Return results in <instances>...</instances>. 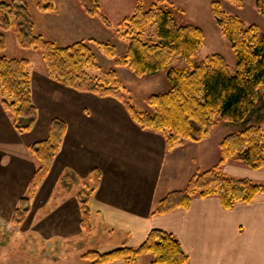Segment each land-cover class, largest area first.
<instances>
[{
	"label": "trees",
	"instance_id": "obj_1",
	"mask_svg": "<svg viewBox=\"0 0 264 264\" xmlns=\"http://www.w3.org/2000/svg\"><path fill=\"white\" fill-rule=\"evenodd\" d=\"M43 0V9H54L52 2ZM242 3L240 0H231ZM84 11L99 15L97 0H80ZM212 13L223 34L231 43L238 63L235 72L230 70L224 56H208L199 65L189 69L170 68L168 92L153 94L148 98L150 110L138 111L119 87L118 73L105 70L97 62L93 48L85 41L67 46L35 34L34 22L23 0L5 3L0 0V27L15 28L22 47H38L42 51L49 76L65 87L100 97H114L125 103L133 121L144 130L161 132L168 150L184 141L201 142L217 124V116L227 122L246 121L260 98L264 100V32L256 25H248L240 17L228 15L219 1L212 2ZM256 6L264 16V0H256ZM128 50L120 66H127L136 76L157 74L167 68L174 57L191 63L202 46L204 31L193 25H179L173 9L155 4L145 10L139 6L133 17L125 21ZM155 25L157 41L145 40L146 30ZM110 58L117 57L111 44L97 43ZM6 48L4 34L0 33V51ZM28 60L8 59L0 56V91L9 99L2 100L3 107L14 118V128L24 133L33 129L38 121V109L33 102L32 80ZM67 123L59 118L52 121L49 136L31 146L40 162L34 174L29 196L21 199L13 221L19 225L30 210L31 200L38 187L49 174L52 164L67 133ZM222 157L214 168L196 174L183 190L173 191L162 199L152 213L164 215L179 209H188L195 196H218L225 210L238 203H251L264 193V184L248 178L226 174L223 166L236 157L252 169L264 168V132L260 127L250 126L230 134L221 143ZM93 183L82 190L78 199L81 206L83 229L91 231L90 199L97 191L101 172L93 169ZM151 254L153 264H190L179 239L166 231L153 229L146 240L136 248L121 247L108 252L91 251L84 255L91 264H110L122 261L137 264L138 259Z\"/></svg>",
	"mask_w": 264,
	"mask_h": 264
},
{
	"label": "rangeland",
	"instance_id": "obj_2",
	"mask_svg": "<svg viewBox=\"0 0 264 264\" xmlns=\"http://www.w3.org/2000/svg\"><path fill=\"white\" fill-rule=\"evenodd\" d=\"M1 1L11 3L14 0ZM42 1L23 0L34 22L35 34L43 36L44 39L54 42L57 46H67L77 41L90 43L98 64L105 70L117 71L119 87L140 112L150 110L148 98L151 95L165 93L171 89L168 72L172 67L190 70L192 66L199 65L208 56L220 54L227 60L230 70L236 71L237 57L230 41L223 34L212 13L211 4L214 0H97L100 10L99 15L96 16L87 14L82 9L80 0H47L46 2L53 3L54 9L41 8ZM215 1L221 3L223 11L228 15L240 17L248 25H256L264 32V16L258 11L256 0H240L242 3L238 4L231 0ZM155 4L171 7L179 25H193L201 28L205 39L191 63L174 57L169 66L159 73L136 76L129 67L117 64V61L122 60L128 50V40L123 36L127 29L125 21L136 14L139 6L149 10ZM79 11L83 14L82 16L77 14ZM0 33L4 34L6 39V48L0 51V56L29 61L28 71L32 80V97L39 113L38 121L33 129L19 133L14 128L13 115L2 105V100L9 99V97L0 91V174H2L0 181H6L8 175L12 176L10 179L12 191L10 193L5 191L4 194L0 191V264H91V261L84 255L97 251V246L102 240L99 237H88V234L84 232L81 236H70L66 240H61V237L55 233L46 238L39 230L36 231V221L33 225H30V220L23 221L19 225L14 223L12 216L20 207V200L29 196V188H27L18 203L15 202L14 195L21 190L15 187V180H19L20 174L24 175V171L27 175L30 166L25 161L29 157L32 160L31 169L39 167L40 162L30 148L39 142L38 140L42 141L45 137L47 138L51 115L62 114L65 110H80L89 106L91 110H96L98 116L106 112L107 117L110 118L108 113L111 114L110 121L112 122L130 123L133 119L122 100L79 92L52 79L41 49L35 46L22 47L14 27L8 30L0 27ZM153 39L158 40L157 30L155 25H150L146 30L145 40ZM97 43L113 45L117 51V57L113 59L107 56L104 49ZM75 95L82 96L83 99ZM250 126L260 127L264 132V100L262 98L259 99L246 121L227 122L219 115L217 124L201 142L184 141L175 146L178 149L172 155L169 153L172 150H167L162 156L163 159L158 157L156 160L163 172L158 178L162 195L185 189L196 174L217 166L222 157L221 143L224 138ZM145 134L161 136L162 140L166 141L161 132L146 130ZM24 146L27 147L28 153H19L21 157H25L22 161L24 166L19 167L13 160H10L9 151L22 150ZM227 162L231 165L230 168L233 166L237 171L230 172L229 175L240 176L242 171L249 169L236 157H232ZM87 183L90 184V181ZM77 185V182L67 180L65 177L57 186V195L51 198L50 203L43 202L34 212L41 216L54 209V205L59 203L60 198L70 193L72 189L77 193L82 189H87L86 186L78 188ZM144 258L150 259L152 255L147 254Z\"/></svg>",
	"mask_w": 264,
	"mask_h": 264
},
{
	"label": "crops",
	"instance_id": "obj_3",
	"mask_svg": "<svg viewBox=\"0 0 264 264\" xmlns=\"http://www.w3.org/2000/svg\"><path fill=\"white\" fill-rule=\"evenodd\" d=\"M77 14L83 15L80 11ZM88 107L51 115L49 132L52 121L59 118L67 123V133L49 174L31 200L24 222L30 220V225H33L36 221V231L39 230L46 238L53 233L61 240L83 235L86 231L81 225L78 199L81 191L77 193L72 189L60 198L54 209L41 216L34 211L43 202L50 203L65 177L77 182L78 188H91V172L98 169L101 181L90 199L91 231L86 232L88 237L102 239L97 251L136 248L153 229H160L179 239L190 264H264V193L251 203H238L231 210L223 208L218 196H195L188 209L153 215L160 201L169 194L161 193L158 178L163 172L156 160L158 157L163 159L168 150L166 141L161 136L145 134L146 130L134 121L112 122L111 114L108 113L110 118L106 112L98 116L96 110ZM177 149L175 147L169 153L172 155ZM20 152L28 153L27 147L9 151L10 160L19 167L24 166L22 161L25 159L19 155ZM25 162L30 166L27 175L24 171V175L20 174L19 180H15V187L21 188L14 195L17 203L27 188L30 190L32 178L39 168L31 169L30 157ZM229 166L228 162L223 166L226 174L237 172ZM240 174L230 176L264 184V168L257 170L249 167ZM11 178L8 175L6 181H0L2 194L12 191ZM144 256L138 259L137 264H153V257L146 259ZM110 264L126 263L116 261Z\"/></svg>",
	"mask_w": 264,
	"mask_h": 264
}]
</instances>
